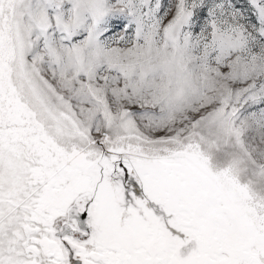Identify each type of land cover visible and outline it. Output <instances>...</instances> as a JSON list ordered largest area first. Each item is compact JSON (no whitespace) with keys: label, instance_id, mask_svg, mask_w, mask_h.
I'll list each match as a JSON object with an SVG mask.
<instances>
[{"label":"snow or ice","instance_id":"1","mask_svg":"<svg viewBox=\"0 0 264 264\" xmlns=\"http://www.w3.org/2000/svg\"><path fill=\"white\" fill-rule=\"evenodd\" d=\"M0 264H264V0H0Z\"/></svg>","mask_w":264,"mask_h":264}]
</instances>
